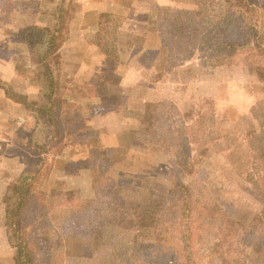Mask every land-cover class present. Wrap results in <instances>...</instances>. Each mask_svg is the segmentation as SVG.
<instances>
[{
    "label": "rangeland",
    "instance_id": "obj_1",
    "mask_svg": "<svg viewBox=\"0 0 264 264\" xmlns=\"http://www.w3.org/2000/svg\"><path fill=\"white\" fill-rule=\"evenodd\" d=\"M115 1L118 7L112 13L121 19L116 31L118 60L106 58L108 86L123 78L126 82L138 80L126 68L125 58L121 60L120 50H130L133 44L155 50V54L141 55L142 87H125L117 94L122 126L134 132L84 142L92 138V132L78 131L74 125L62 144L54 140L40 148L32 140L37 139L36 128L42 126H37L34 107L28 102L49 103L44 95L48 79L38 55L20 38L19 31L32 23L54 27L56 0H0V114L11 116L5 121L15 131L11 140L27 143L41 153L38 168L44 164L39 190L46 198L47 214L27 225L25 232L33 235L34 229L41 230L51 252L49 264H127L135 230L130 218L110 209L113 196L168 205L181 178L203 201H217L226 212L223 230L234 242L231 264H264V242L250 249L243 239L264 207V191L255 169L264 152V81L245 65L242 55L217 64L197 43L174 30L175 22L190 20L192 10L218 11L228 0ZM254 1L260 8V41L264 44V0ZM69 2L74 10L71 26L80 0ZM97 15L88 13L84 23L98 21ZM63 64L60 51L58 70L62 75L57 96L62 98V113L94 128L77 117L67 97L77 92L90 96L89 89L98 78L75 80ZM73 80L83 83L85 89L74 88ZM153 81L175 91V98L140 104V94ZM61 124L67 126L63 120ZM46 130L51 135L52 127ZM79 132L84 136L74 138ZM183 142L191 148L195 166L191 175H185L176 161ZM76 147L87 148L88 155L75 154ZM87 168L93 193L84 189ZM94 168L99 192L94 187ZM199 226L203 230L193 243L196 264H222L213 245L217 232L207 223Z\"/></svg>",
    "mask_w": 264,
    "mask_h": 264
},
{
    "label": "trees",
    "instance_id": "obj_2",
    "mask_svg": "<svg viewBox=\"0 0 264 264\" xmlns=\"http://www.w3.org/2000/svg\"><path fill=\"white\" fill-rule=\"evenodd\" d=\"M69 1L56 0L53 9L56 20L54 27L32 23L19 31L20 38L38 55L48 79L44 95L48 96L49 103L39 105L28 102V105L34 107L37 126H42L41 129L35 127L34 134L37 139L32 140V143L40 148L54 140H59L62 144L74 125L78 131L92 132V138H86L84 142H96L99 138V130L66 117L62 113V98L57 96L62 75L58 70L60 48L69 38V23L74 12ZM97 17L100 29L95 36V42L108 59L118 60L116 31L121 19L112 12H100ZM259 17L260 8L254 0H228L218 11L192 10L190 20L185 23L175 22L174 30L197 43L217 64L242 55L245 65L263 82L264 44L260 41L262 30ZM89 92L97 95L107 93L108 82L105 79L94 80ZM62 120L66 127L61 124ZM48 126L52 127L49 136L46 135ZM80 133L74 138L77 135L84 136ZM183 143L185 146L181 147L182 150L179 148L176 152V161L185 175H191L195 172L191 148L188 142ZM43 169L44 164L35 171L24 170L9 183L6 227L8 239L16 248V264H49L51 258L50 249L46 246L41 230L34 229L33 235L25 232L27 225L33 221L39 222L47 214L46 198L39 190ZM255 169L258 172V183L264 191V152L261 153L260 162ZM94 175V187L99 192L96 168ZM172 197L170 204L161 205L134 202L119 195L113 196L110 209L120 211L130 218L135 230L127 264H196L193 258V243L203 230L199 228L201 223L209 224L208 227L217 232L213 245L222 264H231L230 252L234 242L223 230L227 214L217 201H203L181 178L175 184ZM243 239L245 246L250 249L264 242V207L249 232H245Z\"/></svg>",
    "mask_w": 264,
    "mask_h": 264
},
{
    "label": "crops",
    "instance_id": "obj_3",
    "mask_svg": "<svg viewBox=\"0 0 264 264\" xmlns=\"http://www.w3.org/2000/svg\"><path fill=\"white\" fill-rule=\"evenodd\" d=\"M147 6L144 8L146 9ZM117 7L118 3L115 0H80L75 18L70 26V37L60 50L62 53V62H64L62 68L68 71L69 75L73 76L75 80H77L76 78L86 76H96L98 79H104L106 76L108 72V66L106 64L107 57L94 40L100 29L98 21L84 23V18L90 12H115ZM121 33L123 32L120 31ZM118 45L121 46V43L118 42ZM131 46V48L129 47L130 50H124L122 48L123 50L119 52L121 60L125 58V63L128 65L126 68H130L128 71L134 75H138L137 82H126L125 78H123L117 84H110L108 86V92L105 94L96 96H92L91 94L89 96L87 93L77 92L71 93L67 97V103L74 106V113L77 114V117L99 130L100 141L104 135L109 136V134H113L114 136L120 137L124 131L134 132V129L131 130L130 128L127 129L122 126L121 114L123 110L118 106L120 97L117 94L125 90V87H142L141 84L144 79L141 76L143 72V68H140L141 55L142 53L155 54V50L152 48L150 50L142 49L141 46L137 47L134 44ZM94 69L95 71H93ZM72 83L74 88H79V90L85 89L83 83H75L74 80ZM76 84H81V86L77 87L75 86ZM164 84L166 83L164 82ZM163 87V84L158 81L150 82L149 85L147 84L145 92L139 96L140 104L147 105L148 101H159L163 98L174 99L175 91L171 90L167 85L165 89ZM8 103L12 102L8 100ZM142 108L143 106L140 105L139 109ZM0 115V122H2L0 124V264H16V248L8 239L6 227V205L9 183L24 170H37L42 156L41 153L28 147L27 143L19 144L11 140V133L15 131L10 127H6L5 124V121H10L11 116L9 114ZM31 119L32 117L29 115L28 120L31 121ZM102 147L106 148V145L104 144ZM86 149L77 148L75 154L87 156L89 151ZM87 169L83 172L86 178V186L84 189L88 193H93L91 170L89 168ZM78 177L80 176H76L73 182Z\"/></svg>",
    "mask_w": 264,
    "mask_h": 264
}]
</instances>
